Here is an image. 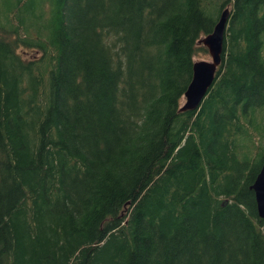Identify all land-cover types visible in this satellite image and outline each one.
<instances>
[{"label": "trees", "instance_id": "16d2710c", "mask_svg": "<svg viewBox=\"0 0 264 264\" xmlns=\"http://www.w3.org/2000/svg\"><path fill=\"white\" fill-rule=\"evenodd\" d=\"M263 162L264 0H0V264H264Z\"/></svg>", "mask_w": 264, "mask_h": 264}, {"label": "water", "instance_id": "95a60500", "mask_svg": "<svg viewBox=\"0 0 264 264\" xmlns=\"http://www.w3.org/2000/svg\"><path fill=\"white\" fill-rule=\"evenodd\" d=\"M229 18V10L224 9L218 16L211 32L198 40L209 56V61H196L191 67L190 81L183 93V104L179 111L191 112L199 105L213 82L214 74L220 64L222 42ZM253 192L256 215L264 220V162L261 164L253 183L249 186Z\"/></svg>", "mask_w": 264, "mask_h": 264}, {"label": "rangeland", "instance_id": "374dc122", "mask_svg": "<svg viewBox=\"0 0 264 264\" xmlns=\"http://www.w3.org/2000/svg\"><path fill=\"white\" fill-rule=\"evenodd\" d=\"M209 56L207 55V53H201V52H197V54L193 57V61H209ZM183 103V98L180 101V104L182 105Z\"/></svg>", "mask_w": 264, "mask_h": 264}]
</instances>
